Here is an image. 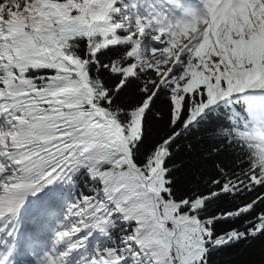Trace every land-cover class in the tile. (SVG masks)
Listing matches in <instances>:
<instances>
[{"label":"snow or ice","instance_id":"6c2138e0","mask_svg":"<svg viewBox=\"0 0 264 264\" xmlns=\"http://www.w3.org/2000/svg\"><path fill=\"white\" fill-rule=\"evenodd\" d=\"M248 249L264 264V0H0V264Z\"/></svg>","mask_w":264,"mask_h":264},{"label":"trees","instance_id":"16d2710c","mask_svg":"<svg viewBox=\"0 0 264 264\" xmlns=\"http://www.w3.org/2000/svg\"><path fill=\"white\" fill-rule=\"evenodd\" d=\"M236 253H240V249L233 250ZM252 255V250L248 249L243 252L239 258L234 257L231 253H225L220 259L221 261H227L228 264H241V261L249 258Z\"/></svg>","mask_w":264,"mask_h":264}]
</instances>
